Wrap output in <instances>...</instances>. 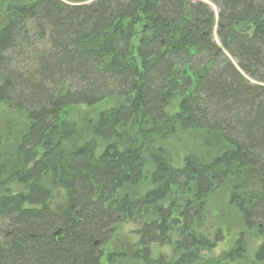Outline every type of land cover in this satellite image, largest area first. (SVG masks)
<instances>
[{
    "label": "trees",
    "instance_id": "trees-1",
    "mask_svg": "<svg viewBox=\"0 0 264 264\" xmlns=\"http://www.w3.org/2000/svg\"><path fill=\"white\" fill-rule=\"evenodd\" d=\"M25 1L32 5L0 32V102L28 121L15 158L25 169L15 177L25 193L0 198V264H102L115 225L172 188L195 184L201 198L232 168L264 177V0H207L216 13L197 0ZM111 97L121 106L102 112L93 129L107 143L103 153L94 158L92 147H83L76 161L61 147L76 126L62 116ZM128 126L132 136L120 131ZM176 128L218 137L226 149L210 164L187 159L178 169L156 151L151 179L159 187L136 201L119 193L141 180L147 145ZM47 174L66 192L61 212L45 206ZM232 202L246 227H258L263 242L255 259L264 262V185ZM168 216L158 207L161 223L140 230L141 264H222L240 256L201 263L191 248L208 243L194 238L177 260L152 258L149 247L166 239ZM107 262L117 264L113 256Z\"/></svg>",
    "mask_w": 264,
    "mask_h": 264
},
{
    "label": "rangeland",
    "instance_id": "rangeland-1",
    "mask_svg": "<svg viewBox=\"0 0 264 264\" xmlns=\"http://www.w3.org/2000/svg\"><path fill=\"white\" fill-rule=\"evenodd\" d=\"M197 1L209 4L216 13L215 6L207 0ZM30 5L32 4L25 0H1L0 32L10 20L18 15V9ZM215 35L214 32L213 40L217 41ZM121 104V99L111 97L93 106L78 105L67 109L62 119L74 124L76 131L73 137L62 142L63 151L67 155L74 156L77 161L82 159L80 154L83 150L81 151V149L88 146V149L90 147L93 149V157L98 158L107 143L94 136V126L102 112L115 110ZM175 107V103L170 105L168 113L173 114L176 111ZM27 129L28 121L24 114L6 103L0 102V198L7 192L25 193V187L15 179L25 169L15 164V158L18 156L20 159L21 157L17 153V147ZM120 131H126L131 136L134 134L130 126ZM91 142L92 145H90ZM147 147H150L151 151L148 156L144 157L145 165L141 180L137 184L127 185L119 191L131 201L141 199L148 192L159 187V185H154L151 179L155 170L151 156L156 151L160 153L164 161L166 160L169 165L178 169L184 166L187 159L199 166L210 164L226 149V145L218 137L213 138L204 132L183 131L179 128H176L174 134L165 139H154ZM87 160L88 158L82 161ZM73 163L74 167L85 168L87 166L86 162L76 166ZM68 168L71 166L69 165ZM261 174L257 170L238 171L232 168L225 176V181L214 182L201 198L196 195L195 184L189 183L188 186H184L185 180L180 179L179 184L183 185L182 187L172 188L169 194H166L155 205L146 207L145 210L139 211V215L134 218L115 225L109 243L102 248L101 263L108 264V257L113 256L114 262L117 264L118 261L121 264H141L136 259V254L143 248V246L138 248L139 242L143 239L139 232L147 223L157 222L159 225L161 221L156 219L155 214L158 207H164L169 209V216L165 222V227L169 230L165 234L166 242L159 240V242L150 245L149 251L152 258H162L165 261L177 260L189 252V250H185V246L189 247L190 240L195 238L208 243L206 248H191V251L193 250L199 256L201 263L210 259L220 261L230 253L241 251L238 258L236 257L232 261L224 260L222 264H264V262H258L255 259V254L263 242L258 227H246L241 210L236 203L232 202L233 195L247 196L254 191H260L264 185V177ZM42 186L49 191V198L45 206L52 211L61 212L66 202L65 190L50 174L42 178Z\"/></svg>",
    "mask_w": 264,
    "mask_h": 264
}]
</instances>
